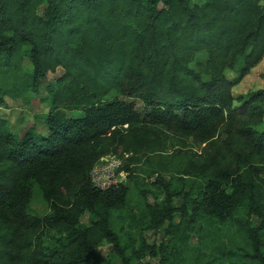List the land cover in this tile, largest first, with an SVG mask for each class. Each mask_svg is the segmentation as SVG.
<instances>
[{
  "label": "trees",
  "instance_id": "trees-1",
  "mask_svg": "<svg viewBox=\"0 0 264 264\" xmlns=\"http://www.w3.org/2000/svg\"><path fill=\"white\" fill-rule=\"evenodd\" d=\"M263 57L264 0H0V104L62 72L47 88V136L15 137L0 120V264H105L102 242L132 264L112 215L134 171L154 177L168 207L163 174L202 182L190 207L206 253L191 264H264V90L235 97L225 75L241 62L243 78ZM114 94L141 102L145 120ZM118 153L127 182L95 189L93 166ZM36 192L43 218L28 213ZM145 253L157 256L142 241Z\"/></svg>",
  "mask_w": 264,
  "mask_h": 264
},
{
  "label": "rangeland",
  "instance_id": "rangeland-1",
  "mask_svg": "<svg viewBox=\"0 0 264 264\" xmlns=\"http://www.w3.org/2000/svg\"><path fill=\"white\" fill-rule=\"evenodd\" d=\"M241 66L242 63L239 62L235 69L225 72L227 79L236 84L232 89L233 95L245 98L250 93L264 90V57L243 78L240 77ZM24 69H30L27 61L24 62ZM61 73L58 69L56 73L48 74L41 82L38 93L29 94L26 101H12L7 97L1 99L0 120L8 123L12 135L22 138L30 129L38 135H48L46 116L51 114L52 110L48 104L47 88L55 83ZM112 98L122 103L133 104L139 118L145 120L149 110L141 102L117 94ZM81 116V112H66L68 118L75 119ZM263 128L264 125L258 127V130ZM170 143L174 145L175 140H170ZM172 150L170 149L169 153ZM194 150L199 149L195 147ZM116 156L123 155L118 153ZM137 166L133 165L131 168L134 170ZM134 172L136 179H129L131 188L126 210L112 215L114 230L119 235L120 244L132 264H191L197 252L206 253L199 239L207 234V225L203 220H199V216L194 214L190 207L191 201L198 200L202 182L198 179L181 181L174 173L163 174L162 179L169 184L171 194L175 195L169 198L168 207V199H165L163 190L152 186L155 182L154 177L148 180ZM28 213L43 218L51 214V210L49 204L36 192L28 207ZM89 218L90 215L84 213L80 225L87 226ZM252 224L256 225L257 221L252 219ZM226 228L228 232L232 231L230 225ZM142 241L155 248L156 257L152 258L145 253L141 259H137L136 251H139ZM172 248H179L178 254L173 252ZM98 252L105 264H120L108 243L102 242Z\"/></svg>",
  "mask_w": 264,
  "mask_h": 264
},
{
  "label": "built area",
  "instance_id": "built-area-1",
  "mask_svg": "<svg viewBox=\"0 0 264 264\" xmlns=\"http://www.w3.org/2000/svg\"><path fill=\"white\" fill-rule=\"evenodd\" d=\"M121 155L123 156L106 155L96 162L89 173L90 183L95 189L105 192L126 183L129 174L122 170V166L129 156Z\"/></svg>",
  "mask_w": 264,
  "mask_h": 264
}]
</instances>
